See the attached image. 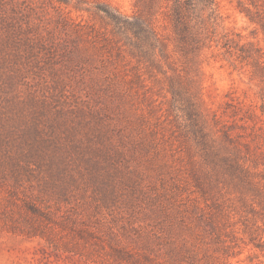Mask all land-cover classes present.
<instances>
[{"label": "rangeland", "instance_id": "1", "mask_svg": "<svg viewBox=\"0 0 264 264\" xmlns=\"http://www.w3.org/2000/svg\"><path fill=\"white\" fill-rule=\"evenodd\" d=\"M219 2L260 59L213 47L193 92L258 194L203 159L176 55L139 63L103 12L134 0H0V264H264L263 31Z\"/></svg>", "mask_w": 264, "mask_h": 264}, {"label": "trees", "instance_id": "2", "mask_svg": "<svg viewBox=\"0 0 264 264\" xmlns=\"http://www.w3.org/2000/svg\"><path fill=\"white\" fill-rule=\"evenodd\" d=\"M97 8L103 11L101 7ZM133 8V16L125 20L111 15L108 11L103 12L111 20L119 36L125 38V45L139 63L155 65V61H168L172 55H176L180 62V71L190 81L183 99L185 114L201 148L203 159L218 174L225 172L228 177H236L248 190L258 194L259 183L253 181L247 160L234 145L229 130L224 126L218 129L224 141L220 149L209 138L210 131H206L193 92L195 77L211 48L219 47L224 54L246 65L254 58L253 54L260 59L258 51L253 53L247 43H242L241 37L223 33L219 0H134ZM236 9L258 26L264 37V0H236ZM160 27H164L165 34ZM257 66L264 84V48L263 62H258ZM169 88L173 99H182L184 93H181L179 87L171 83ZM212 123L217 126L219 121L212 119Z\"/></svg>", "mask_w": 264, "mask_h": 264}]
</instances>
